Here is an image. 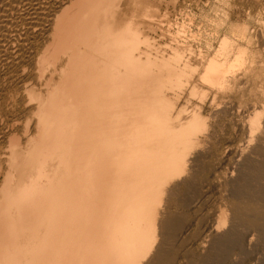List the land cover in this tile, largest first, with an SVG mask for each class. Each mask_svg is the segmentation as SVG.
Wrapping results in <instances>:
<instances>
[{"label":"bare ground","instance_id":"6f19581e","mask_svg":"<svg viewBox=\"0 0 264 264\" xmlns=\"http://www.w3.org/2000/svg\"><path fill=\"white\" fill-rule=\"evenodd\" d=\"M177 1L0 0V264H264V56Z\"/></svg>","mask_w":264,"mask_h":264},{"label":"rangeland","instance_id":"374dc122","mask_svg":"<svg viewBox=\"0 0 264 264\" xmlns=\"http://www.w3.org/2000/svg\"><path fill=\"white\" fill-rule=\"evenodd\" d=\"M182 1L184 0H178L177 3H182ZM185 3L189 4L186 5V7L191 9L193 13L201 11L203 17L201 26L202 36L198 40L199 43L192 42L194 46L192 47L193 50L190 52L191 56H221L223 54H225V56H264V0H185ZM216 13L218 14L216 15ZM197 14L198 16L200 15L199 13ZM207 15L210 16L209 18H215L216 21L210 22L207 20ZM205 19L207 21L204 22ZM237 28L239 30L243 29L248 33L245 40H249L246 42L244 40L242 45L246 48L242 47L243 49L240 48L239 51L235 50L236 52H230L228 55L226 53L215 55L214 51L218 48L221 39H217V36H222L224 31H230L231 34L238 33L239 30ZM38 40L41 41L40 38ZM165 47L169 49L167 45ZM207 48L211 51L209 52ZM235 53H237V55ZM5 71L6 66H0V78L6 77V75L4 76ZM14 95L16 97L15 105L12 103L10 105L11 100H9L10 102L8 101L7 104H4L5 112H7L9 119L11 118L12 120L20 114L21 110V106L18 103L20 97H17L16 94ZM4 124L5 121L0 119V130L4 127ZM0 142H2L1 139Z\"/></svg>","mask_w":264,"mask_h":264}]
</instances>
